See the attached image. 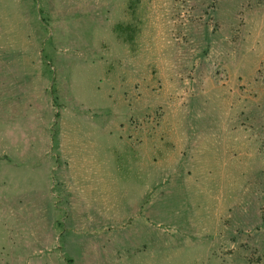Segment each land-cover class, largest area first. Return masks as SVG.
<instances>
[{"label":"rangeland","instance_id":"1","mask_svg":"<svg viewBox=\"0 0 264 264\" xmlns=\"http://www.w3.org/2000/svg\"><path fill=\"white\" fill-rule=\"evenodd\" d=\"M0 264H264V0H0Z\"/></svg>","mask_w":264,"mask_h":264}]
</instances>
